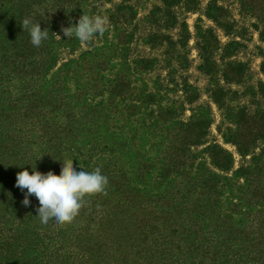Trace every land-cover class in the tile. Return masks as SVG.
<instances>
[{"label":"rangeland","instance_id":"1","mask_svg":"<svg viewBox=\"0 0 264 264\" xmlns=\"http://www.w3.org/2000/svg\"><path fill=\"white\" fill-rule=\"evenodd\" d=\"M164 1L15 0L4 7L0 0L3 71L14 72L22 80L25 72L29 74L23 66H28L33 79L26 87L41 94L42 106L54 103L51 96L62 95L64 101L60 105L72 108L67 119L81 120L85 128L90 125V133L78 134L76 141L84 167L96 168L110 156H120L122 151V163L133 188L152 197L169 186L170 178L160 179V172L172 153H192L193 171L210 170L227 177L249 164L251 156L242 157L219 130L220 126L222 132L232 126L224 123L221 110L211 98L216 83L228 92L229 106H244L251 111L258 106L264 108V97L257 92L260 83H264V40L260 37L264 30V0H169L168 9L173 15L169 17L160 10L166 9ZM119 6L122 7L117 11ZM218 7L225 9L224 17ZM82 15L100 18L106 24L105 30L89 42L78 40L74 34L66 37L63 32L64 27L76 24ZM26 17L39 21L41 29L47 32L39 46L30 42L27 28L22 27ZM222 20L233 26L231 33L220 26ZM209 30L219 38L221 47L237 43L233 54L230 51L224 56L223 51L216 52L214 59L220 71L217 82L210 81L201 68L199 42ZM16 42L25 54L17 53L13 47ZM169 42L174 44L169 46ZM11 59L13 63L7 68L5 65ZM228 63L245 67L239 83L230 80L234 75L223 79L222 70ZM4 79L6 85L7 78ZM8 88L9 84L0 90ZM190 96L196 98L191 100ZM194 115L207 116L212 122L205 140L188 146L184 124ZM198 129L197 126L192 136ZM211 144H218L233 155L230 173H222L211 165L206 152ZM90 206L92 209L91 203ZM209 206L199 201L200 208ZM81 218L76 232L84 237L90 229L84 230L93 224L87 222L86 215ZM124 228L114 230L116 240L109 242L104 251L112 259L110 264H124L115 260L124 252L129 258L127 264H131L133 254L139 257L148 251L149 246L138 236L136 226ZM44 263L47 264L46 260Z\"/></svg>","mask_w":264,"mask_h":264},{"label":"trees","instance_id":"2","mask_svg":"<svg viewBox=\"0 0 264 264\" xmlns=\"http://www.w3.org/2000/svg\"><path fill=\"white\" fill-rule=\"evenodd\" d=\"M2 1L8 7L15 0ZM170 3L165 0L166 9H160L168 17L173 16L168 9ZM218 8L224 17L225 9ZM220 26L227 33L233 29L225 20ZM206 34L199 42L201 68L210 81L217 82L220 71L214 59L216 52L233 54L237 43L221 47L213 31ZM260 37L264 40V30ZM171 44L174 43H168ZM13 47L17 53L25 54L17 42ZM12 63L13 59L5 66ZM23 68L29 74L25 72L23 79L18 80L14 72L3 71L0 66V87L9 84L7 90H0V264H45V260L47 264H110L112 259L104 251L109 242L116 240L114 230L122 231L124 225L136 226L138 236L149 246L147 252L143 250L144 255L133 254L131 264H264V108H234L227 104L228 92L218 83L211 90L224 123L232 126L223 132L219 127L224 140L235 145L242 157L251 156L249 164L233 172L232 177L210 170L193 171L192 153H172L160 172V179L170 178L169 186L152 197L133 188L120 151V156H110L104 164H97L108 179L105 190L87 195L71 222L41 224L34 216L38 199L33 194L27 206L22 203L26 189L22 191L15 185L16 173L24 168L31 173L35 165L41 172L51 170L59 175L64 167L59 160L69 159L77 170L95 168L84 167L77 154L81 149L76 142L78 134L90 133V125L85 128L81 120L67 119L72 108L60 105L64 101L62 95L51 96L54 103L42 106L41 94L26 87L31 85L32 70L26 65ZM244 68L242 64L228 63L222 77L229 80L234 75L230 80L239 83ZM261 70L264 74V63ZM257 92L264 97V83H260ZM195 98L190 96L191 100ZM211 122L207 116L194 115L184 124L185 144L193 146L205 140ZM197 126L198 132L192 136ZM206 152L215 169L230 173L234 164L231 153L218 144L207 146ZM141 164L137 161V165ZM201 200L210 206L200 208ZM81 215L93 224L84 230L90 229L84 237L76 232L81 226ZM123 254L115 260L127 264L129 258ZM68 260L72 262L67 263Z\"/></svg>","mask_w":264,"mask_h":264},{"label":"clouds","instance_id":"3","mask_svg":"<svg viewBox=\"0 0 264 264\" xmlns=\"http://www.w3.org/2000/svg\"><path fill=\"white\" fill-rule=\"evenodd\" d=\"M22 27L27 28L30 42L34 46H39L47 38V32L41 29L39 21L32 22L26 18ZM105 28L106 24L102 19L82 15L76 24L64 27L63 32L66 37L74 34L78 40L89 42ZM59 161L64 165L59 175L51 170L41 172L35 165H32L31 173L27 168L16 173L15 185L22 191L26 189L22 203L27 206L30 203L29 196L33 194L38 199L39 206L34 216L39 218L41 224H48L49 221L56 224L71 222L83 206L84 198L103 192L108 183L99 167L92 171H86L82 167L77 170L72 159Z\"/></svg>","mask_w":264,"mask_h":264}]
</instances>
